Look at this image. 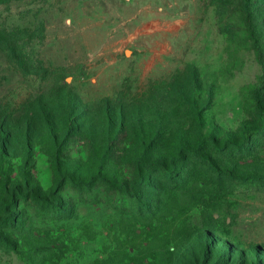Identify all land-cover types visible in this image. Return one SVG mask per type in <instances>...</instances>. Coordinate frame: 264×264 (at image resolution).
<instances>
[{"label":"rangeland","instance_id":"374dc122","mask_svg":"<svg viewBox=\"0 0 264 264\" xmlns=\"http://www.w3.org/2000/svg\"><path fill=\"white\" fill-rule=\"evenodd\" d=\"M3 1L0 264H264V0Z\"/></svg>","mask_w":264,"mask_h":264},{"label":"trees","instance_id":"16d2710c","mask_svg":"<svg viewBox=\"0 0 264 264\" xmlns=\"http://www.w3.org/2000/svg\"><path fill=\"white\" fill-rule=\"evenodd\" d=\"M7 1L11 2V1H14V0H5L2 3H7ZM139 170H142L144 172L143 176L145 177V176H149L155 170H167V168L165 166H159L156 163H151V164H148L146 166L141 165L139 167Z\"/></svg>","mask_w":264,"mask_h":264}]
</instances>
